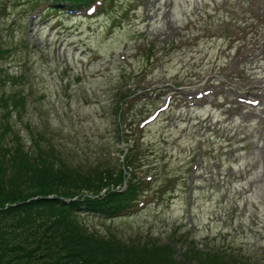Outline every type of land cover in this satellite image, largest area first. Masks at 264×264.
Returning <instances> with one entry per match:
<instances>
[{
    "label": "rangeland",
    "instance_id": "1",
    "mask_svg": "<svg viewBox=\"0 0 264 264\" xmlns=\"http://www.w3.org/2000/svg\"><path fill=\"white\" fill-rule=\"evenodd\" d=\"M0 66L26 143L117 172L134 142L148 193L90 230L264 264V0H0Z\"/></svg>",
    "mask_w": 264,
    "mask_h": 264
},
{
    "label": "trees",
    "instance_id": "2",
    "mask_svg": "<svg viewBox=\"0 0 264 264\" xmlns=\"http://www.w3.org/2000/svg\"><path fill=\"white\" fill-rule=\"evenodd\" d=\"M50 1L79 10L98 0ZM7 77L0 66V264H237L224 251H202L192 241L177 258L170 242L90 230L78 215H128L148 193L133 170L142 164L134 142L124 140L128 151H121L117 172L69 163L51 141L26 143L11 129L19 108L1 91Z\"/></svg>",
    "mask_w": 264,
    "mask_h": 264
}]
</instances>
